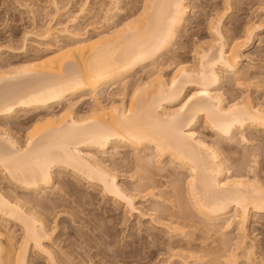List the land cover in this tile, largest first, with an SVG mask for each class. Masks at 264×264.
<instances>
[{"label":"bare ground","instance_id":"6f19581e","mask_svg":"<svg viewBox=\"0 0 264 264\" xmlns=\"http://www.w3.org/2000/svg\"><path fill=\"white\" fill-rule=\"evenodd\" d=\"M60 1L50 0L55 12L45 14L50 18L41 26L32 8L33 28L24 32L21 45L0 48V119L21 116L45 121L28 131L23 142L0 127V172L26 194L0 188V264H93L87 256L76 261L57 248L54 233L58 226L55 221L51 226L43 217L45 211L60 204L53 205L55 199L49 202L46 197L55 194L51 189L63 170L99 185L106 196L121 202L128 211L144 214L137 205L139 194L126 188L115 169L98 157L97 153L106 154L118 145L137 151L152 148L160 158L170 157L185 169L193 210L209 226L224 220L221 227L235 225L238 230L237 246L225 253L221 264H239L240 256L252 264L254 246L248 244L247 225L253 214L264 213V178L255 172L252 176L241 170L231 173L224 153L233 142L249 141L247 130L264 131V101L255 102L245 93L255 82L251 73L240 70L254 37L264 29V8L261 16L249 21L242 34L230 41L223 32L224 12L216 14L210 20L212 41L196 45L194 63L179 62L167 79L156 64L172 50L184 27L192 9L189 0H142L140 13L125 20L120 16L125 14L123 0H110L102 21L92 19L85 25L86 16H95L91 14L92 0H84L75 13L69 3L61 6ZM69 12L73 14L60 18ZM117 16L122 19L118 23ZM5 50L31 62L2 66ZM147 65V80H140L130 94L127 92V102L125 80ZM227 75L234 77L231 86L244 90L228 102L222 91ZM116 88L124 91L120 89L119 99L103 103V92ZM88 101L91 109L85 116L79 115L76 111ZM55 106L62 107L60 112L52 111ZM200 120L221 139L220 145L200 136L196 131ZM253 151L257 166V158L264 157V142ZM109 156L113 159L114 153ZM148 157L136 159L143 170L141 161L148 162ZM141 182L135 191L154 195V186ZM33 194L43 198L29 197ZM158 222L170 234H187L179 221ZM93 228L106 241L111 236L107 222ZM81 236L87 244L100 247L93 237ZM99 252L104 258L110 256L103 247ZM171 256H182L183 264H191L189 258L200 259L194 252Z\"/></svg>","mask_w":264,"mask_h":264},{"label":"rangeland","instance_id":"374dc122","mask_svg":"<svg viewBox=\"0 0 264 264\" xmlns=\"http://www.w3.org/2000/svg\"><path fill=\"white\" fill-rule=\"evenodd\" d=\"M83 1L65 0L62 2L61 0L60 2L61 6L62 3L63 6H66L64 3H69L71 5L70 11L72 10L75 13L78 12ZM111 1L92 0L91 7L93 6L94 13L91 14H95V16L91 19H89L90 16H86L82 21L83 25L92 21V19H97L100 22L104 15L103 11L107 8L106 5L109 7ZM140 1L142 2V0L122 1V7L126 14V17L125 14L120 15L122 19L124 17L123 20L128 16H135L140 13V5H142ZM189 2L192 8L191 12L184 27L181 28L172 50L165 52L156 64L161 68L162 74L167 79L171 78L170 76H172L179 62L184 60L183 62L194 63V48H196V45H205L212 41L213 37L209 28L210 20L215 19L216 14L224 12L223 32L227 40L230 41L242 34L245 25L249 21L261 16L263 13L261 8H264V0H230L229 4L227 0H189ZM49 3L50 0H0V48L5 49L10 45H21L20 42H22L24 32L33 28L35 20L33 9L34 12L36 11L37 15L35 16L38 17V20L36 19L38 24L45 23V20L50 18L48 16L55 12ZM48 12L50 15L45 17ZM69 14L73 13L63 14L60 18L65 19ZM120 16L116 17V20H118L116 23L120 21ZM108 27L109 25H106L105 28ZM11 31L14 33H11ZM4 52L1 57L3 58L1 60L2 66L9 65V63L10 65H18L26 61L31 62L30 58L15 54L11 55L6 50ZM149 70V65L140 67L135 73L127 77L125 80L128 83L127 102L129 101L130 91L135 84L140 80H147L150 74ZM240 70L241 73L244 71L251 73L252 80L255 82V84L244 89L246 90L245 93H249L255 102L264 101V29L258 32V37H254L249 49L246 51L245 59L240 64ZM233 78L230 75L225 76V84L222 87L227 102L244 91L239 90L236 85H230V83L235 84ZM257 83L260 85L259 87L256 86ZM120 89L105 90L101 97L102 102L107 104L110 99H119V93L124 92ZM61 109V106H55L52 111L60 112ZM90 109L91 102L88 101L83 108L78 109L79 112H76L83 116ZM20 118L21 116L15 118L17 120L7 119V121L5 118H1L0 127L3 126L10 130L22 142L25 140L28 131H34L38 126L45 123L40 117L33 120H25L26 118H21L23 119L21 120ZM196 131L207 141H215L217 145L221 144V139L203 120H200L196 126ZM246 134L249 141L233 142V147L224 153L227 159L225 165L228 166L231 173L241 170V172L252 176L255 172L261 178H264V157L259 156L257 158L260 163L256 166L253 162V159L257 157H255L256 152L255 155L252 153L255 146L257 148L258 143L262 144L264 142V131L247 130ZM118 146L115 150L109 149L106 154L97 153L98 157L115 169L119 174L118 176H120L121 183L127 186H125L126 188L131 192H135V194H139L137 205L144 214L139 215L128 211L121 202H115L114 199L106 196L99 185H91L86 180L75 176L73 172L63 170L59 172L60 181L56 180L55 187L51 189L52 193L55 192L56 195L53 194L52 196L50 194L51 196L46 197L49 202L55 199L52 201L53 205L54 202H56V205H58L57 202L60 204L58 206L54 205V208L48 209L50 210L48 213L45 211V214H42L48 224L54 226L53 222L55 221L58 226L54 233V241L57 242H55L56 247L61 248L64 252H69L68 254H71L76 261L83 260L87 256L86 258L93 260V264H183L182 256H171V254L177 252L186 254L194 252L199 255V260L189 258L191 264H210L212 260H215L217 264H221L225 253L237 246L238 230L235 228L236 226L221 227L224 220L218 221V225L214 227L207 225V222L193 210V206L188 201V172L179 167V164L170 157L160 158L152 148L137 151L127 145ZM112 152L114 157L110 159L109 155ZM143 156H149L148 158H150L148 162L141 161V164L144 165L141 167L144 170L140 168V164L136 161L137 158H143ZM5 177L0 172V188L2 187L4 191L13 192L15 190V193L22 192L21 194H25L20 188H15L13 182ZM143 177H146V179L143 180ZM140 180L154 186V195L142 196L145 193L135 191L136 186L141 182ZM36 195L33 194L29 197H42L41 194L40 196L37 195L38 197ZM46 198L44 199L47 201ZM155 216L157 217L155 218ZM170 218L185 226L187 234H170L158 222ZM100 222H107L111 226V236L106 237L107 241L100 237L93 228L95 224L97 225ZM11 226L9 224V227ZM13 229L18 230V227L13 226ZM247 229L249 233L248 244L254 246V256L250 258L252 264H264V213L253 214ZM82 234L93 237L100 247L105 248L110 253L111 257L104 258L99 252L100 247L87 244L84 237L81 236ZM94 240L92 242L95 243ZM61 249H58V251H61ZM240 251L241 249L236 252ZM246 262V258L240 256L239 264H246Z\"/></svg>","mask_w":264,"mask_h":264}]
</instances>
